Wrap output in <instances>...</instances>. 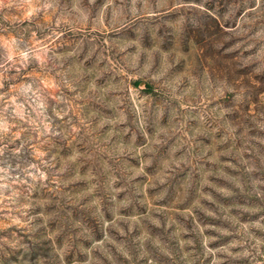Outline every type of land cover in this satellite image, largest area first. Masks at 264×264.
<instances>
[{
    "label": "rangeland",
    "instance_id": "obj_1",
    "mask_svg": "<svg viewBox=\"0 0 264 264\" xmlns=\"http://www.w3.org/2000/svg\"><path fill=\"white\" fill-rule=\"evenodd\" d=\"M0 264H264V0H0Z\"/></svg>",
    "mask_w": 264,
    "mask_h": 264
}]
</instances>
